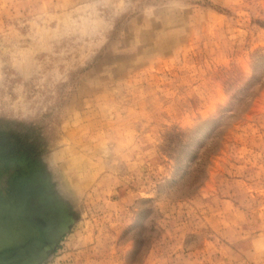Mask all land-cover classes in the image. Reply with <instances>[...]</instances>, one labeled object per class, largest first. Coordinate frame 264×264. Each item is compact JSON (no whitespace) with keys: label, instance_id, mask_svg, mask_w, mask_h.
Returning <instances> with one entry per match:
<instances>
[{"label":"rangeland","instance_id":"1","mask_svg":"<svg viewBox=\"0 0 264 264\" xmlns=\"http://www.w3.org/2000/svg\"><path fill=\"white\" fill-rule=\"evenodd\" d=\"M4 211L7 264H264V0H0Z\"/></svg>","mask_w":264,"mask_h":264},{"label":"crops","instance_id":"2","mask_svg":"<svg viewBox=\"0 0 264 264\" xmlns=\"http://www.w3.org/2000/svg\"><path fill=\"white\" fill-rule=\"evenodd\" d=\"M16 222L9 215L7 216L6 212L3 217L0 215V264L9 262V250L26 237L27 228Z\"/></svg>","mask_w":264,"mask_h":264}]
</instances>
